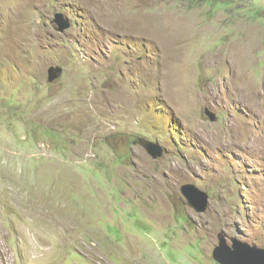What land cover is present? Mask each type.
<instances>
[{
	"label": "rangeland",
	"instance_id": "obj_1",
	"mask_svg": "<svg viewBox=\"0 0 264 264\" xmlns=\"http://www.w3.org/2000/svg\"><path fill=\"white\" fill-rule=\"evenodd\" d=\"M219 233L264 249V0H0V264H220Z\"/></svg>",
	"mask_w": 264,
	"mask_h": 264
},
{
	"label": "water",
	"instance_id": "obj_2",
	"mask_svg": "<svg viewBox=\"0 0 264 264\" xmlns=\"http://www.w3.org/2000/svg\"><path fill=\"white\" fill-rule=\"evenodd\" d=\"M55 19L58 32L62 33L69 28V22L62 14H57ZM206 114L210 117V120H214V114L208 112ZM137 143L152 159H156L162 154L161 147L152 141L140 138ZM181 193L186 199V204L196 212H203L206 209L208 199L204 192L192 185H186L181 188ZM218 240V246L214 247L212 257L220 264H264L263 248L249 246L236 239H232V244L229 246L225 235L222 233L218 234Z\"/></svg>",
	"mask_w": 264,
	"mask_h": 264
},
{
	"label": "bare ground",
	"instance_id": "obj_3",
	"mask_svg": "<svg viewBox=\"0 0 264 264\" xmlns=\"http://www.w3.org/2000/svg\"><path fill=\"white\" fill-rule=\"evenodd\" d=\"M184 32H185V30H184ZM50 204H51V203H50ZM50 206H51V205H50ZM52 207H54V206H52ZM47 208H48V207H47ZM52 209H53V208H52ZM53 210H54V209H53ZM53 210H52V211H53ZM56 210H57V209H56ZM55 214H56V213H55ZM55 214H54V215H55ZM50 215L52 216V214H50ZM56 215H58V214H56ZM56 215H55V216H56ZM52 217H53V216H52ZM52 217H50V218H52ZM53 218H54V217H53ZM63 218H64V217H63ZM48 219H49V218H48ZM68 219H69V218H68ZM68 219H66V222H68V221H67ZM56 220H57V219H56ZM70 220H71V219H70ZM47 221H48V220H47ZM48 222H49V221H48ZM55 222H56V221H55ZM58 222H60V221H58ZM73 222H74V221H73ZM53 223H54V222H53ZM68 223H69V222H68ZM51 224H52V222L50 221V222L47 224V226H50ZM55 224H56V223H55ZM57 224H58V223H57ZM62 224H63V223H62ZM70 224H73V223L70 222ZM59 225H60V224H59ZM74 225H76V224H74ZM60 226H62V225H60ZM60 226H59V227H60ZM51 227H52V226H51ZM63 227H64V226H63ZM68 227H69V226H68ZM73 227H74V226H73ZM71 228H72V227H71ZM77 228H78V226H77ZM55 229H56V228H55ZM57 229H58V228H57ZM61 229H62V228H61ZM63 229H64V228H63ZM74 229H75V228H74ZM59 230H60V229H59ZM64 230H65V229H64ZM66 230H68V229H66ZM63 232H64V231H63ZM63 232H62V234H63ZM67 232H69V230H68ZM60 233H61V232H60ZM73 233H74V232H73ZM72 235H73V234H72ZM60 236H61V235H60ZM63 236H64V235H63ZM69 236H70V235H68V237H69ZM64 237H65V236H64ZM70 237H71V236H70ZM61 239H62V238H61ZM65 239H66V238H65ZM67 239H68V238H67ZM71 239H72V238H71Z\"/></svg>",
	"mask_w": 264,
	"mask_h": 264
}]
</instances>
